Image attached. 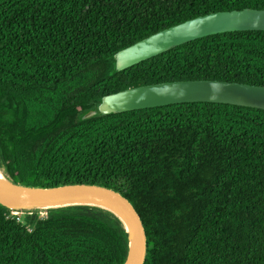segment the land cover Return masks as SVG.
I'll return each instance as SVG.
<instances>
[{"label": "trees", "instance_id": "trees-1", "mask_svg": "<svg viewBox=\"0 0 264 264\" xmlns=\"http://www.w3.org/2000/svg\"><path fill=\"white\" fill-rule=\"evenodd\" d=\"M264 0H0V169L14 184L98 185L124 197L144 264H264V111L176 104L81 120L145 85L264 87V32L198 39L114 72L159 31ZM127 235L102 210L19 219L0 206V264H123Z\"/></svg>", "mask_w": 264, "mask_h": 264}, {"label": "water", "instance_id": "water-1", "mask_svg": "<svg viewBox=\"0 0 264 264\" xmlns=\"http://www.w3.org/2000/svg\"><path fill=\"white\" fill-rule=\"evenodd\" d=\"M248 31L264 32V10L243 9L200 16L159 31L118 51L113 55L114 72H122L198 39ZM188 103L236 105L264 111V87L220 81H179L145 85L102 97L99 105L86 112L81 120ZM4 178V181H0V206L11 213L33 212L32 209L41 206L58 207L52 210L78 206L102 210L81 205V202H95L111 208L116 214L102 211L116 218L127 235L128 251L123 264H144L147 246L142 222L132 205L118 192L86 184L54 188L28 187L14 184L6 176Z\"/></svg>", "mask_w": 264, "mask_h": 264}, {"label": "bare ground", "instance_id": "bare-ground-1", "mask_svg": "<svg viewBox=\"0 0 264 264\" xmlns=\"http://www.w3.org/2000/svg\"><path fill=\"white\" fill-rule=\"evenodd\" d=\"M4 176H5L4 172L0 169V181H4V179H5ZM80 204L81 205H88L90 207L101 208L102 210H106V211H109L111 213L116 214V212L114 210H112L111 208H109V207H107V206H105L103 204H99V203H95V202H81ZM11 207H15V206H11ZM51 207H54V206L35 207V209H32V210H33V212H36V213H44V214H46L47 211L55 209V208H58V207H55V208H51Z\"/></svg>", "mask_w": 264, "mask_h": 264}, {"label": "rangeland", "instance_id": "rangeland-1", "mask_svg": "<svg viewBox=\"0 0 264 264\" xmlns=\"http://www.w3.org/2000/svg\"><path fill=\"white\" fill-rule=\"evenodd\" d=\"M22 213L23 212H21V211H13L11 214L14 215V216H16L19 219V217L24 214V213L23 214ZM32 213H36V212H28L27 214H32ZM37 214L40 215V216H45L46 215L44 213H37Z\"/></svg>", "mask_w": 264, "mask_h": 264}]
</instances>
